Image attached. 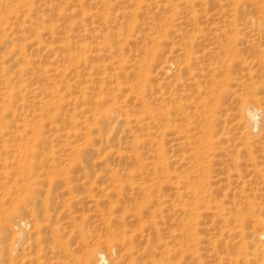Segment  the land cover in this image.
I'll use <instances>...</instances> for the list:
<instances>
[{"label": "rangeland", "instance_id": "rangeland-1", "mask_svg": "<svg viewBox=\"0 0 264 264\" xmlns=\"http://www.w3.org/2000/svg\"><path fill=\"white\" fill-rule=\"evenodd\" d=\"M4 3L0 264H264V0Z\"/></svg>", "mask_w": 264, "mask_h": 264}, {"label": "bare ground", "instance_id": "bare-ground-1", "mask_svg": "<svg viewBox=\"0 0 264 264\" xmlns=\"http://www.w3.org/2000/svg\"><path fill=\"white\" fill-rule=\"evenodd\" d=\"M35 0H16V3L13 5V4H7V3H4L3 5H1L4 10H5V17L8 19V18H11L15 15L16 17V11L18 10V8H20L18 5V3L20 2V4H24V8H26V10L28 9V11L32 8V5L34 3ZM121 2H125L126 0H120ZM22 7V9H24ZM58 10V11H57ZM56 10V15H61L63 12H61L60 9H57ZM34 12V10H32L31 12V18H35L37 15L36 13L35 14H32ZM3 15V14H2ZM3 15V16H4ZM27 15H30V14H27ZM1 19H0V23H1ZM26 22V21H25ZM44 20L42 18L39 19V23H43ZM4 30V29H3ZM38 44L39 42L36 41ZM180 56L182 57V61H184L185 59H189V54L188 55H184V53H181ZM184 64L186 63L187 64V61H184L183 62ZM184 65L186 68L187 66ZM21 90L17 89V90H14L13 88H11V90H8V91H5L3 93V97L1 98H7V96H10L13 97V96H16L17 98H20L21 97ZM9 94V95H8ZM4 101V99H3ZM2 103V102H1ZM47 106V105H46ZM46 110V109H44ZM4 111V110H3ZM240 111H241V115H243V119L245 121V126L246 128H248L250 130V133H254L255 136L259 137L260 139L262 138L263 139V143H264V108H261L259 107V105H257L256 103L254 102H251V101H245L242 103L241 107H240ZM242 119V118H241ZM245 136V135H244ZM245 138V137H244ZM39 139V136H35V143L37 142V140ZM34 144V143H33ZM26 148L27 150L31 151L34 156H35V152H37L36 149H34V145H30L29 143L26 145ZM161 148H157V150L155 152H157L156 154H160L161 152ZM157 156V155H156ZM148 180V179H147ZM146 182V180H145ZM193 183H191L192 185ZM195 188H198V185H194ZM200 186V185H199ZM137 187V186H136ZM143 187L144 184H143ZM140 188V186L138 187ZM146 188V187H145ZM34 189V188H33ZM200 189V188H198ZM134 190V189H133ZM137 190V189H136ZM139 190V189H138ZM143 190V189H142ZM37 201V200H36ZM34 201V203L36 202ZM48 201V200H47ZM46 200L44 201V207L45 206H48L47 205V202ZM35 209V212L37 210V206L34 207ZM46 209V208H45ZM261 223H263V220L261 221ZM33 224H34V229H38L41 227L40 223H38L37 221H34L33 220ZM61 229L60 226H57V227H53L52 230H55L56 231H59ZM23 230V229H22ZM19 232H17L13 238H12V241L8 244V245H5L3 246V249L6 250L7 253H10L11 250H14L16 249L21 243H23V231H20L18 230ZM54 232V231H53ZM258 239H259V242L260 244H264V234H259L258 235ZM12 252V251H11ZM165 252V251H164ZM37 258V257H36ZM39 259V258H38ZM90 260L91 262H93L92 264H108V259L106 258L105 254L102 253V252H97L96 255H95V258L94 259H91L90 257H88V262L87 264H91L90 263ZM250 260V258H245L243 261L244 263H248ZM38 261V260H37Z\"/></svg>", "mask_w": 264, "mask_h": 264}]
</instances>
